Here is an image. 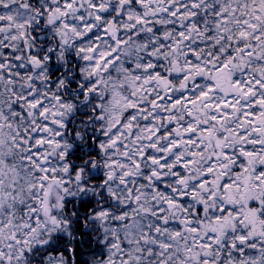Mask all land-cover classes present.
I'll use <instances>...</instances> for the list:
<instances>
[{"label":"snow or ice","instance_id":"1","mask_svg":"<svg viewBox=\"0 0 264 264\" xmlns=\"http://www.w3.org/2000/svg\"><path fill=\"white\" fill-rule=\"evenodd\" d=\"M0 264H264V0H0Z\"/></svg>","mask_w":264,"mask_h":264}]
</instances>
